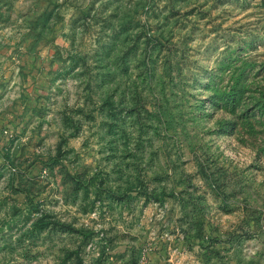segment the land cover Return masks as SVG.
Here are the masks:
<instances>
[{
    "label": "rangeland",
    "instance_id": "374dc122",
    "mask_svg": "<svg viewBox=\"0 0 264 264\" xmlns=\"http://www.w3.org/2000/svg\"><path fill=\"white\" fill-rule=\"evenodd\" d=\"M0 264H264V0H0Z\"/></svg>",
    "mask_w": 264,
    "mask_h": 264
}]
</instances>
